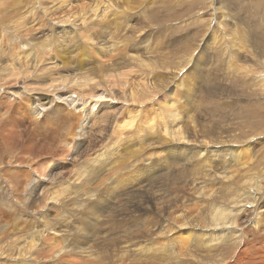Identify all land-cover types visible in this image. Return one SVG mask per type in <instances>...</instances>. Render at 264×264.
<instances>
[{"label": "rangeland", "instance_id": "1", "mask_svg": "<svg viewBox=\"0 0 264 264\" xmlns=\"http://www.w3.org/2000/svg\"><path fill=\"white\" fill-rule=\"evenodd\" d=\"M12 1L14 2L16 0H5L6 6H3L6 10L5 12L2 11L0 7V28L6 26L7 20L4 19H8V14H10L11 11L8 6ZM47 1L48 0H17L14 9H18L16 10L18 14L31 9L34 12L31 18L33 23L31 24H39V27L41 26V28H39L40 31L49 30L46 31V35L48 37L52 35L51 40L55 44V53L53 56L57 64L66 63L74 69H79L78 77H84V79L85 77H95V75L91 73L94 71L93 66L96 61L91 57L92 55L94 56V54L84 49V46H87L85 45L87 43L86 38H82L84 35L76 31L82 28L75 25L74 28L76 26L79 28L77 29L76 27L74 29L77 34L68 32L69 35H67L68 33H65L62 37L64 41L60 43L61 39L58 38L59 34L56 30L58 28H65L67 30L69 27L65 25H71V23H69L70 21L67 22L64 20L56 25L51 24L48 18L55 17L57 14L49 12L48 8L44 7L46 5L56 4V2ZM146 1L147 0H145V2ZM148 1H152L149 5V10L154 11L157 19H149L144 22L142 19L144 17L142 8L139 9L142 18L137 17L138 20H135L133 16L129 18L125 13H120L124 16V19L121 17L122 21L119 20L118 23L115 22L116 24L112 26L110 24L107 30L103 29L105 22V20H103L100 23L102 25L101 28L91 30V39L94 37L100 38L104 34V37L107 38L111 47V51H108L109 53L106 52V55H108L106 57L108 59L111 55L110 53L117 50L120 45H126L129 51H131V48L133 49L131 43L126 42L128 34L131 36V42H134V40L138 42L144 37L146 41L150 35L153 34L152 32H157V38L159 37L158 39H161V42L156 40V38H151L149 42H145L144 44L148 45L149 43V49L152 48L155 52L157 51L156 54L161 53V56L167 55L169 59H173L174 61L180 59V65L183 69L182 73L183 71L186 73L188 71L187 74L189 75V70L195 72L193 69L194 63L188 61L190 56L193 57L192 59L194 60L198 59L201 61L204 59L201 62V66H203L202 63L206 65L208 62L207 66H205L206 69H204L207 70L204 81L208 78L205 82L208 81L207 87H210L213 91L212 100L206 98L207 90L205 91V89H202V91L198 92V94H201V96L197 98L199 100H194L191 106L187 105L185 97L186 93L190 91L187 85L191 88L193 86L191 83H185V86L178 88V92L181 94L180 101L170 97L166 91L170 89L171 84L178 81L177 79L171 78L173 74L170 72H173V69L158 71L163 72L162 75L155 76L157 79L148 81L143 89L148 96H151L148 94V91L154 92L152 96H154L158 102L152 101V96L145 99L143 102H131L128 95H132V91L129 86H127V88L125 87L126 81L123 80L124 78L120 81L118 80L119 74L114 79V82L118 80L116 84L113 81L109 82L107 80L106 83L100 81L98 85L97 83L90 84L89 87L73 86L67 89V92L64 94L61 93L62 88L56 91L53 89L54 86L50 88L53 91L43 92L44 94L42 92L36 93L35 91H29L28 89L32 83H46V81L42 79L40 73L37 75L32 74L27 79H23L25 80L24 83H22L21 78L17 79L18 82H10L13 84L9 85L11 87L6 86V80H0V125L3 124L5 120L4 116L7 115L8 118L14 119V122L17 123V130L20 132L38 129L46 134L51 132L50 135L52 137L51 141L45 139L47 144L45 147L48 148V153L50 155H48L45 160L41 159L39 162V167H41L44 166L43 164L47 163L48 159L52 158L48 165L49 169H46L44 175L35 173L29 181L25 182L24 187L18 192L17 203L25 205L29 203L26 197L33 187H35L33 189L35 195L33 199L39 195L36 201L43 202L46 199L43 197V194H48V192H52V190L57 191V186H59V191L61 189L60 184L64 185L65 183H70L71 181L68 182L66 179L72 177L71 170L76 168L75 164L77 166H86L85 163H88L85 161L84 153L87 155L89 154L90 158L93 157L98 160L96 161L97 163L94 162L96 163L95 165H90L93 171L89 172L90 174H87L85 178L90 179L88 186L92 192V195H90L87 201H76L77 204H73L72 202L75 200L69 203L70 200H68V197L65 199L62 198L65 204H69L67 209L63 212L64 214L59 218V215L53 212L54 209L52 207L50 211L46 210V207H43V210L48 214V223L57 233L61 232L64 234L59 237H57V234L51 236L49 243L51 242L56 248L57 246L62 247L61 251L64 249V254L68 250H74L76 253L81 250V253L79 252L77 258L73 257L70 259V263H67L69 261L65 262L64 260H58L54 254L55 249H52L47 255V258L45 260L43 259L39 264H257L254 262L257 256H254L253 253L247 256L242 255V252L238 253L237 250L235 251L237 255L229 252V249L221 248L217 250L216 247H221L223 242L220 243L217 241V245L214 246L213 244L207 247L202 245L203 240L201 237L205 236V227L210 230L209 226L212 223L209 219L210 216H208L212 204L227 206L228 209L231 210V215L229 214L227 219L229 223L227 222V226L221 228L225 233V238L229 230L240 228L244 235L240 236L243 243L253 241V245L251 243L250 245L248 244L251 249L259 251L263 249L264 251V243L261 242V246H259L260 240L264 239V210L257 217L253 215V212L249 211L251 210L250 208H253L252 206L255 200L257 203L260 201L261 206L264 207V205H262L264 203L262 201V199L264 200V196L261 200L256 197L259 191L264 190V180L258 179V177L261 176L260 174L264 173V83L260 85V81L258 83V81L256 82L250 77L248 83L242 85L243 81H247V77L241 82V76L238 74L235 75V67L229 66L234 74L227 68V62L229 61L227 59L230 53L231 56L233 54L232 57H236V65H242V55H244L246 50L249 51L251 48H254L255 52H258L257 59L251 56L252 63L250 64L254 66L251 67L254 69L252 74L256 76H251L253 78H260L264 81V77L261 76V73L264 75V66L262 65V63H264V58L260 54L263 48L259 44L256 47L251 44V47L243 49L244 44H246L250 38L244 37L240 31L244 28H248L252 40L263 38L262 44L264 45V0ZM129 2H137L139 5L143 6L142 0H129ZM221 2L225 3L222 4L225 5L228 10L224 8L225 6L221 7ZM92 3L93 1L91 0H71V4L69 5V7H72L70 9V13H72L71 17L77 18L81 13L80 10L83 9L85 11ZM125 4L127 5V0H125ZM56 5H54V7ZM136 9H138V7H135L134 11ZM38 10H44V23L40 22L43 17H39L40 11ZM213 11L217 12V15L214 16L212 14ZM110 14V12L107 14L106 20L107 17H111ZM219 15L222 16L221 20ZM55 19L57 20L56 17ZM14 21L16 20L14 19ZM28 21L29 19L27 18L26 23ZM76 23H78V21H76ZM233 28L238 31L236 38L239 46L234 45L231 38H229V32H231ZM8 34L13 37L16 35L20 43L28 41L41 42V40H43L40 38L39 33L34 31L31 32V35L29 32L27 34L23 32L15 34L9 30L1 31L0 39L6 40ZM111 39L115 43H113ZM168 40L172 41L173 45L168 44ZM73 41L76 43L74 44ZM204 43H208L210 46L207 44L204 46ZM141 47L143 49L144 46ZM26 48L31 50L34 47L33 44H30ZM2 49L8 50V47L4 46ZM83 49L84 52H82ZM142 49H136V51L139 50L141 57H143L146 51H142ZM7 50H5V52ZM103 50L107 51L105 48H103ZM230 50H232V52ZM202 52L205 55H201ZM59 53H61V55ZM67 56L69 57V61ZM248 56L250 57V55ZM259 56L261 57L260 59ZM3 58L0 57V61H4L5 59ZM115 58L116 56H113L111 60H115ZM248 61H250V59ZM131 62L132 63L127 67L119 68V71L126 73L130 71L131 74H134L138 69V65L136 62L135 66L133 63L135 62L134 60ZM86 63L88 64L87 67L84 65ZM73 64L77 65L75 66ZM130 65L133 66L132 68L136 67V70L130 68ZM188 66L189 70L186 69ZM0 68H2L1 65ZM130 69H132V71ZM84 70L87 72H84ZM258 72L260 73L258 74ZM108 75L114 77L116 73L115 71H110ZM38 76H40L42 80L38 78ZM34 77L38 80L34 79ZM186 77L187 76H185V79ZM97 78L100 80L105 79L104 77ZM111 79L113 80V78H110V80ZM211 81L213 82L212 84H210ZM214 86L215 88H213ZM66 87L68 88L67 85ZM42 88L48 89L49 86ZM162 90L163 92L160 93ZM34 93L37 95H33ZM32 97L35 98L32 99ZM141 99L142 95L140 100ZM22 101L23 107L25 106L26 109L30 106V110L28 109L26 112L25 118L27 120L25 121H20V117L25 115V112L21 111L20 116L19 111L16 109L17 105ZM170 102H174L173 107L177 108V116L182 114L180 125L185 130V136L188 135L190 131H192L195 136L196 134L201 135L205 133L207 139L214 141L213 144L219 146L224 143L228 144V142L233 143V146L239 152L241 150V154L244 153L242 147H247L248 152L246 157H248V155L250 156V160L247 162L249 164L247 165L245 163V166L238 165L236 166L237 172H230L224 165H218L216 163L217 157H215V160L207 162L203 157H206V150H209L211 146L205 147L201 152H198L200 150L196 148L195 155L193 153L185 154L180 145H173L176 149L175 154L165 151L164 149H166V147H160V145L166 144L167 146L169 139H166L164 136L169 138V135H162V127L160 129V127L157 126V121L153 122L152 116H155V111L153 109L157 111L163 110ZM224 102H227L226 106ZM146 105L148 107H146L147 111L153 110L154 114H150L151 118L147 119L150 130L145 128L150 131V134L147 133L144 138H140L136 133L137 128L135 130V128L129 127V124L131 121H137L138 119L142 121L141 112L143 106ZM193 105L196 107L194 106L193 108ZM188 106L192 109L194 114L192 113V118L190 119L189 117V119L183 123V117L190 112V109L187 110ZM193 109H195V111ZM126 111L129 114L124 115ZM138 112L139 115H137ZM29 114L33 116L31 117ZM164 118L166 119V117H163V119ZM119 120H121L120 123H118ZM150 121L153 123H150ZM167 121L169 120L167 119ZM196 122L201 123L199 128L196 127L197 130L200 129L199 131H195V128L192 127L193 123L196 124ZM70 125L74 128L72 129ZM141 125L145 126L143 123H141ZM153 125L155 127H153ZM68 127H70V131ZM53 128L57 129L55 134H53ZM204 128H206L208 132L204 131ZM72 134H74L73 137ZM62 135L65 136L63 137ZM200 138L201 137H199L198 140H200ZM173 139L176 141V138ZM17 140L22 143L21 139L18 138ZM229 147L232 146L230 145ZM0 148L1 154L4 155L12 151L11 148L6 147L1 139ZM212 151L216 153L218 149L215 150L212 147ZM212 151L211 154L214 155ZM232 152L233 151L229 154L230 159L236 160L238 157L237 151L234 150L233 154ZM199 154L201 155L200 158L198 156ZM72 156L73 158L76 156L74 160L75 164L70 160ZM225 156L226 155L223 154L222 157ZM142 158H147L149 163L143 162ZM206 163L211 164L206 165ZM205 166H207V168H205ZM52 173L57 174L56 177H61L59 179L57 178V182L60 184L56 183V178H54L53 181L49 180V174ZM102 175L105 179L104 181L101 178ZM251 175H253L255 180H262L261 190L256 192L255 189L251 190L248 188L249 178L247 179V177L249 176L251 179ZM72 178L77 177L74 176ZM81 178L84 179V176ZM81 178L77 179L82 181ZM13 183L16 185V188H18L20 179H14ZM74 185L77 184L75 183ZM44 186L47 189H45ZM42 189H44L43 192ZM247 189L251 192L246 191ZM78 190H80V188H78ZM152 195H155L157 200L153 198ZM195 195L196 197H194ZM235 195L238 196L237 199H240V202L232 207V199L236 198ZM18 199L21 201H18ZM22 200H24V202H22ZM1 203L2 201L0 200V207ZM49 206H51V204ZM89 206H91L89 212L92 213L90 220L86 215ZM39 210H41V208ZM27 213V211L17 212L11 216V222L13 223H10V228L3 237L5 239L3 240V244L0 243V248L3 247L4 250L11 254H13V250L16 249L14 253L16 254L17 248L19 251L21 249L26 251L27 247L30 249V244L34 242H36L34 247L39 245L40 240L36 239L39 233L35 231V225H32L35 220L27 217ZM231 217L233 221L230 219ZM58 219H60L61 222H58ZM234 219H236V221ZM253 220L256 221L258 228H256V226L253 228V224H251ZM52 222H54V224H51ZM177 226H185V230H179ZM39 227L40 226L37 228ZM258 229H262V231L257 232ZM180 231L184 232L180 233ZM33 232H35V234ZM178 235L184 238L187 237L186 239L188 241L187 247L180 252L176 249L172 250V248L180 249L182 246H186V243L183 244L180 240L173 239L174 236L176 237ZM3 238H0V240ZM10 238L12 239L9 241ZM20 245H22V248L19 249V247H21ZM238 245L240 250L243 245L241 242ZM40 246L41 245H39L36 250L33 249L31 251L34 253L35 257L38 256L39 252H37V249ZM3 248H1L2 251H4ZM226 252H228L227 256H222L224 259L223 262L225 263H221L218 257H221L219 255ZM9 259L6 264H20V261H18L20 258H16L15 260ZM251 259H253L252 262L250 261ZM262 259L264 264V256ZM245 260H249L250 263Z\"/></svg>", "mask_w": 264, "mask_h": 264}, {"label": "bare ground", "instance_id": "2", "mask_svg": "<svg viewBox=\"0 0 264 264\" xmlns=\"http://www.w3.org/2000/svg\"><path fill=\"white\" fill-rule=\"evenodd\" d=\"M16 1H14V2L12 1V3L9 4L8 7H10L11 11H10V14H8L9 15L7 17L8 19H4V20H7L6 26L0 28V32L9 30V31H11L12 33H15V34H17L18 32H23L25 34H27L29 32L31 34V32L34 31V32L39 33L40 38L43 39V40L40 39L41 42H30V41H28V42L20 43L19 38L16 35L13 37V36H9V34L7 35L8 38L6 40L0 39V49H1L0 50V57L1 58L5 57V58H3V59H5L4 61H0L1 62L0 65L2 66V68H0V80H6V82H7L6 86L7 87L9 85H13L10 82H13V83L14 82H18L17 79L21 78L22 79V83H24L25 80H23V79H27L32 74L37 75V74L40 73V75L42 76V79L45 80L46 83L45 84H41V83L38 84V83H32L30 81L32 83V85H30V87L28 89L29 91H35L36 93L37 92H42V93L44 92L45 93L46 91H53L50 88L52 86H54L53 89L56 90V91L59 90V88H62V90L61 89L60 90H61V93L64 94V93L67 92V89H69V88H71L73 86L89 87L90 84L97 83V85H98V83L100 81L106 83L107 80L109 82H112V81L114 82L115 77L119 74V79L118 80L120 81V80H122L124 78L123 80L126 81L125 87L127 88V86H129L131 91H132V95H128L129 98L131 99V102L132 101L133 102H143L145 99L150 98L152 96V94L154 93L152 91H148V94L151 95V96H148L143 91V89L147 85L148 81H152L153 79H157V77H155V76L162 75L163 72H158V71H163L164 69H170V70L173 69L174 71L170 72L171 74H173V76H171V78L177 79L178 81L173 83V84H171L170 85V89L168 91H166V93L168 95H170V97H172L175 100L178 99L177 101H180L181 94L178 92V88H180L181 86H185L186 85L185 83H187V84L191 83V84H193V86L191 88L189 87V85H187V87L190 89V91L186 93V97H185V99L187 101V105L191 106L192 102L194 100H199L197 98L199 96H201V94H198V92L202 91V89H205V91L207 90L206 98L212 100V92L213 91L211 90L210 87L209 88L207 87L208 86V84H207L208 81L205 82L206 79H208V78H206L205 81H204V76L206 77V74H207V70H204V69H206L205 66H207L208 62L206 63V65H204L202 63L203 66H201V62L204 59H202L201 61L198 60V59L194 60V59H192L193 57L190 56L188 58V61L194 63L193 69L195 70V72L192 71V70H189V66H188L187 68L186 67H184V68L189 70V75L190 76L187 74L188 71H187V73L184 72V71L182 73L183 69H182V66L180 65V61H181L180 59H178V61H174L173 59H169V57L167 55L161 56V53L156 54L157 51L155 52L152 48L149 49V43H148V45L144 44L145 42H149L151 40V38H156V40L161 42V39H158L159 37L157 38V32H155V33L152 32L153 34H151L150 37L146 41H145V37H144V38H141V40L138 41V42H136V40H134V42H131L132 41L131 40V36L128 34L127 37H126V42H130L132 47H133V49L131 48V51H129V48L126 45H123V46L120 45L117 50H114L112 53H110L111 55L109 54L110 57L108 59L106 57V56H108V55H106V52H108V51L110 52L111 51V47H110V45H109V43L107 41V38L104 37V34L100 38L94 37V38L91 39V36H92L91 30H93L95 28L96 29L97 28H101L102 25L100 23L103 20H105L104 25H103V29H107L108 30L109 27H110V24L112 26V25L118 23V21L121 20V17L124 19V16L121 15L120 13H125V15L129 16V18H131L133 16V18L135 20H138L137 17L142 18V14L139 12V9L142 8V11L144 13V17L142 19H143L144 22L148 21L149 19L150 20L151 19H157V16L155 15L154 11H150L149 10V8H150L149 5H150V3H152V1H148L147 0L145 2V0H142L143 6H141L137 2L133 3L134 1L131 3V2H129V0H127V5L125 4V0H91V1H93V3L91 5H89V7L85 11L83 9H81L80 10L81 13H80V15L77 18L71 17L72 13H70V9L72 7H69V5L71 4V0H48L47 2H49V1L56 2V4L58 6L56 4H52V5H46L44 7V5H43L44 8H48L49 12H53V13L57 14L55 16L57 18V20L55 19V17L48 18V21L51 24L56 25V24H59L60 21H64V20L67 21V22L70 21L69 23H71V25L70 24L65 25V26L69 27L67 30L65 28H63V29H59L58 28L57 29L58 26L56 27V29H57L56 31L59 34L58 38L61 39L60 43H62V41H64L63 40L64 38L62 39L63 35H65V33H68V32H71L73 34V33H76V31H77L78 33L84 35V36H82V38L83 37L86 38V42L87 43L86 44L84 43V44L87 45V46H84V49L85 50L87 49L89 52L94 54V56L92 55L91 57H93V60L95 59L96 61L94 62L95 65L93 66L94 71L91 72V73H93L95 75V77H85V79H84V77H78V70L79 69H74V68H72V66L70 67V65H68L66 63L65 64L61 63L59 65V64H57L55 62V59H54L55 57L53 56V54L55 53V50H54V45L55 44L51 40L52 35H51V37H48L46 35V31H49V30L40 31L39 28H41V26L39 27V24H37V25L36 24H31V23H33V20H31V18L33 17V13H34L31 9L24 11V13L22 12L21 14H18L16 12V10H18V9L17 8L14 9ZM225 1H227V0H225ZM222 3H224V2L220 3L221 7L225 6ZM54 5H56V6L54 7ZM3 6H6L5 0H0L1 10L5 12L6 10L4 9ZM134 6L138 7V9H136L135 11H134V9H135ZM224 8H226V6ZM38 11H40V10H38ZM109 12L111 13L110 14L111 17H109V18L107 17V20H106V16H107V14H109ZM212 14L215 16V15H217V12L213 11ZM39 17H43V19H41L40 22L44 23V19H45L44 10L39 12ZM27 18L29 19V21L26 23ZM219 18L221 20L222 16L219 15ZM14 19L16 21H14ZM76 21H78V23H76ZM75 25H78L79 28L81 27L82 29L75 31L74 29L77 27L76 26L74 28ZM228 26H229V24H228ZM79 28L77 27V29H79ZM229 29H230V27H229ZM240 31H241V33H242V35L244 37L246 36V38L247 37L250 38V40L247 41L246 44H244L243 49L251 47V44L254 45V47H256L259 44L263 48V51H261L260 54L264 58V45L262 44V39L263 38L262 39H258V40H252V38L250 36V33H249L250 30H248V28H244V29H242ZM237 32L238 31L235 30V28H233L232 31L229 32V34H230L229 38H231V41H232V43L234 45L239 46L238 40L236 38ZM67 35H69V33ZM158 36H159V33H158ZM79 37H80V35H79ZM3 38H4V36H3ZM73 39H75V38H73ZM211 39H212V37H211ZM77 40H76V42H77ZM25 41H27V40H25ZM31 41H33V40H31ZM76 42H74V44ZM112 42L115 43L113 40H112ZM139 42H140V44H139ZM204 42H206V41H204ZM60 43H59V45H60ZM162 43H163V41H162ZM167 43L170 44V45H173V42L170 41V40H168ZM30 44H33V47H34L31 50L26 48ZM204 44H205L204 46H206V44L208 45V43H204ZM104 45H106V46H104ZM4 46H7L8 50L7 49H2V47H4ZM141 46H144L143 49H142ZM208 46H210V45H208ZM103 48H105L107 51L103 50ZM137 48H139L140 50L142 49V51L146 50L144 52L143 57H141V55L139 54V50L136 51ZM84 49H83L82 52H84ZM5 50H7V51L5 52ZM217 50H219V49H217ZM217 50H215V51H217ZM230 51L232 52V50H230ZM249 51L246 50L244 55H242V61H243L242 65H236V63H235L236 57H232L233 54L231 56V53H230V55H229V57L227 59V60H229L227 62V64H228L227 68L231 71L229 66L231 65V66L235 67V71H236L235 75L238 74L239 76H241L240 77L241 78V80H240L241 82L246 79L245 77H247V81H243L242 85H244L245 83H248V81L250 80V77H251V79H254V81H256V82L258 81V83L260 81V85H263L264 81L262 79L253 78L251 76V75H254V74H252L254 69L251 68V67H254V66L252 64H250V63H252L251 62V56L253 58L257 59V53L258 52H255L254 48H251ZM61 53H59V54L61 55ZM202 54H204V53L202 52L201 55ZM198 55H200V54H198ZM248 55H250V57ZM88 56H89V54H88ZM113 56H116L115 60H111V58ZM234 56H236V55H234ZM260 58L261 57L259 56V59ZM249 59H250V61H248ZM82 60H84V59H82ZM132 60L135 61V62H133L134 64L137 62V65H138L137 66V68H138L137 71L134 72V74L136 73L135 75L133 73L131 74L130 71H129V73L128 72L126 73V72L119 71V68L127 67L129 64H131ZM68 61H69V57H68ZM59 62H60V60H59ZM73 65H75V64H73ZM84 65H86V67L88 66L87 63L84 64ZM262 65L264 66V63H262ZM135 66H136V64H135ZM132 67L133 66H131L130 68H132ZM135 68L136 67H134L132 69L136 70ZM80 69H81V67H80ZM132 69H130V70L132 71ZM110 71H115L116 75L114 77H110L108 75ZM84 72H87V71L84 70ZM231 72L233 73V71H231ZM243 72L245 73V75H244ZM255 73H256V71H255ZM259 73L260 72H258V74ZM35 75H33V76H35ZM185 76H187L186 79H185ZM254 76H256V75H254ZM261 76L264 77V75H262V73H261ZM97 77H100V78L104 77L105 79L100 80ZM134 77H136V78H134ZM257 77H259V76H257ZM38 78H40V76H38ZM110 78H113V80L112 79L110 80ZM34 79H36V78L34 77ZM135 79H137V80H135ZM28 80H30V79H28ZM36 80H38V79H36ZM36 80H34V81H36ZM118 80H116V82H118ZM116 82H114V83L116 84ZM212 83L213 82L211 81L210 84H212ZM28 84H30V83H28ZM66 85L68 86V88L66 87ZM47 86H49L48 89L42 88V87H47ZM9 87H11V86H9ZM108 87H109V85H108ZM24 88H27V87H24ZM213 88H215V86ZM162 92H163V90L160 91V93H162ZM36 93H34L33 95H35ZM200 93H202V92H200ZM141 95H142V99L140 100ZM33 98H35V97H32V99ZM204 100H205V98H204ZM23 101L19 105H17V103H16V105H17L16 109L19 111V115L21 116V114H20L21 111L25 112V115L20 117V121L27 120L25 118L26 117V112L30 108L29 105H28L29 107H27V109H26L25 106H24L25 107L24 108L23 104H22ZM152 101L158 102L157 99L154 96H152ZM173 103L174 102H170L168 105L166 104L167 107H164L163 110L157 111V110L153 109L155 111V116H152L153 117V122L157 121L156 122V124H158L157 126H159L160 129L162 127L161 131H162V135L163 136H164V134L165 135H169V138L167 136H164L166 139H169V142L167 143V146H166V144L165 145L162 144V145H160V147H166V149H164L165 151H167V152L169 151L170 153L175 154V152H176L175 150L176 149H175V147L173 145H180V146H182L183 152H185V154L186 153H188V154L189 153L190 154L193 153L195 155L196 148L200 150L198 152H201V151H203L205 149V147L211 146V148L209 150H206L207 152L205 151L206 154L205 153L204 154H205L206 157H203V158H205L206 161L209 162V161L215 160L216 159L215 157H217L216 163L218 165L219 164L224 165V167L228 168L230 172H237L236 166H238V165H244L245 163L247 165L249 164L247 162H248V160H250V156L248 155V157H246L247 152H248L247 151L248 150L247 147L246 148L242 147V150L244 152V153H242L244 155H242L240 153L241 150L239 152L233 146L234 145L233 143H229L228 142V144H225V143L221 144L223 147L221 145H219V146L215 145V144H213V142H214L213 140L207 139V137H205V133H203L201 135L200 134L199 135L196 134V136H195V135H193L192 131H190L189 134L185 136V130L180 125V123H181L180 119H182V114L177 116V114H178L177 108L173 107L174 106ZM224 103H226V104H224L226 106L227 102H224ZM195 104H196V102H195ZM189 106H188L187 110L190 109ZM194 106L195 105H193V108H194ZM221 106H223V105H221ZM146 107H147V105L143 106V108H142V112H141V117L143 118L142 121L138 119L137 121H131L130 124H129V127L135 128V130L137 128V132L136 133H137L138 137L140 136V138H144V136L147 133L150 134V131H148V130H150V128L148 126L147 119L151 118L150 114L152 115L153 110L147 111L148 107L147 108ZM193 110L195 111V109H193ZM189 111L190 112L183 117V119H184L183 123L185 121H187V119H189V117H190V119L192 118L191 117L192 113H193L192 109H190ZM185 113H186V111H185ZM125 114H129V113L126 111L124 113V115ZM29 115L31 117L33 116L32 114H29ZM137 115H139V112L137 113ZM54 116H56V115H54ZM163 117H166V119L164 118L165 119L164 120ZM4 118H5V120H4L3 124L0 125V139H1L2 142H4L6 147L11 148L12 151L10 153L4 155V154H1V148H0V176H1V178H0V200L2 201L1 207H0V222H1L0 223L1 224L0 225V238H3L7 234L8 229L10 228L9 227L10 223H13V222H11L12 221L11 216L14 215L17 212L19 213V212L27 211L28 213H27L26 216L31 218V219H33V220H35L32 223V225H35V231H37V233H39V234L36 233L38 235V238H36V239L40 240L39 245H41V246L37 249L38 250L37 252H39L37 257H35L34 253L31 252L33 249L36 250V248L39 246V245H37L36 247H34L36 242H34L33 244H30L31 248L28 249V247H27L26 251L24 249H21L19 251L17 246H16V248H17L16 254H14L16 249L15 250L12 249L14 252H13V254H11L8 251L4 250L3 247H1V248H3L4 251H2L1 248H0V264H6V262L8 261L9 258H10L9 260H11V259L15 260L16 258H18V259L20 258L18 260V261H20V264H33V263H35V264L38 263L39 264L41 261H43V259L45 260L47 258V255L51 252L52 249H55V253L54 254L56 255L58 260H60V261L64 260L65 262L69 261L67 263H70V259L73 258V257L77 258V254L81 250L78 251L77 253L74 250H70V251L68 250L64 254V249H63V251H61L62 247H58L57 246V248H59V249H57L55 246H53V244L51 242H50L51 244L49 243V239L51 238V236H55L57 234L58 235L57 237H59V236H63L64 234L61 233V232L57 233V231L48 223V221H47L48 220V214H46L45 210H43L44 209L43 207H46V210H49V211H50V208L52 207L54 209L53 212H55L56 215H59L58 216V218H59L62 214H64L63 212L67 209L68 204L71 203L73 200H75V201L72 202L73 204H77V202L81 201V200L87 201V199L90 198V195H92V192L89 189L90 187L88 186L89 185L88 183H89L90 179H85V178H86L87 174H90L89 172L93 171L92 168L90 167V165L91 166L95 165L97 163L96 161H98V160L93 158V157L90 158L89 157L90 155L89 154L87 155L86 153H84L85 152L84 151L83 153L85 154L84 155L85 156V161L88 162V163H85V161H84L86 166H81V165L77 166L75 164V161H74L76 156L73 158V156H74L73 155L70 160H72V162L75 164L76 168H74V170H71L72 177L75 176L77 178H81L82 176H84V179L81 178L82 181H79V179H77V178L64 177V178H67L66 181H68V182L71 181V182L70 183H65L64 185H62V184L57 182V178L59 179L61 177H59V176L56 177L57 174H54V173L49 174V180L53 181L54 178H56L55 181H56V183L60 184V188L61 189L58 191L59 186H57V191L58 192L56 190H54V191L52 190V192H48V194H45V195L43 194V197L46 198V199L43 202L42 201L38 202L36 200L38 199L37 197L39 195H37L35 197V199H33L34 196H35L34 193H33V189L35 187H33V189L29 191V194L26 197L27 200L29 201V203H26V205L25 204H19L16 201L17 200V195H18V192L24 187L25 182L29 181L31 179V177L35 173H37L39 175H44L45 174L44 172L48 168V165H49V163H50L52 158L48 159L49 161L47 160V163H45V162H44L45 164L42 163L44 166H41V167H39V165H40L39 162H40L41 159L45 160V158H47V156L50 155L48 153V148L45 147V145H47L46 142H45V139L51 141L52 137L50 135L51 132L46 134L43 131H40L38 129L33 130V131L25 130L24 132H20V131L17 130V123L14 122L13 118L10 119V118H8L7 115H5ZM167 119L169 121H167ZM53 122H54V120H53ZM120 122H121V120L118 121V123H120ZM153 122L150 121V123H153ZM141 123H143L145 126H142ZM200 124L201 123H197V122H196V124L193 123L192 127L195 128V131H199L200 130V129L199 130L196 129V127L199 128ZM44 126H47V125H44ZM118 126H119V124H118ZM71 127H72V129L74 128L73 126H71ZM153 127H155V126L153 125ZM69 128L70 127H68V130H69ZM145 128H147L148 130L145 129ZM64 129H65V127H64ZM204 129H203L204 131L208 132L206 130V128H204ZM56 130L57 129L53 128V130H52L53 134H55ZM144 130H146V131H144ZM71 133H73V132H71ZM156 133H157V131H156ZM198 133H202V132H198ZM74 134H72V137L74 136ZM62 136L64 137L65 135H62ZM66 137H68V136H66ZM159 137H162V136H159ZM199 137H201L200 140H198ZM18 138L21 139L22 143L18 142V140H17ZM173 138H176V141ZM67 144H69V143H67ZM230 145L232 147H229ZM212 147L215 150L218 149V151L217 152L215 151L216 153H213L214 151H212ZM238 148H239V146H238ZM164 150H162V151H164ZM234 150L237 151L238 157H237L236 160H231L229 154H230L231 151H233L232 152V154H233ZM162 151H159V152H162ZM211 151H212V153L214 155L211 154ZM222 153L225 154L226 156L222 157L223 156ZM198 156H199V158L201 157L200 154ZM202 156H203V154H202ZM142 160H143V162L149 163L147 158H142ZM94 162H96V163H94ZM210 164L211 163H206V165H210ZM205 168H207V166H205ZM95 172H93V173H95ZM260 175L261 176H259L258 179L264 180V173L260 174ZM251 176H252L251 179H250L249 176L247 177V179L249 178L248 179V182H249L248 188L251 189V190L255 189L256 192L258 190H261L262 189V185H261V181L262 180H260V181L258 179L255 180L253 175H251ZM18 178L20 179V184H19V187L16 188V185L13 183V180L14 179L17 180ZM101 178L103 179V181L105 180L103 175H102ZM75 183L77 185H74ZM45 186H47V185H45ZM74 188H75L76 191L74 190ZM78 188H80V190H78ZM45 189H47V188L45 187ZM43 190L44 189H42V192H43ZM246 191H250V190L247 189ZM152 196H153V198L156 199L155 195H152ZM251 196H253V195H251ZM263 196H264V190L259 191V194L256 197L261 200V198H263ZM66 197H68L69 198L68 200H70L69 203H67V204H65L64 200H62V198L65 199ZM194 197H196V195ZM237 197L238 196H236L235 199L234 198L232 199V207H233V205L235 206V205H237L240 202V199H237ZM24 200H25V198H24ZM24 200H22V202H24ZM18 201H21V200L18 199ZM262 201L264 202L263 199H262ZM252 202H253V200H252ZM41 203H42V205H41ZM50 204H51V206H49ZM156 205H159V204H156ZM262 205H264V203ZM80 206H82V205H80ZM187 206H189V205H187ZM252 207L253 208H250L251 210H249V211L253 212V215H255L256 217L259 214H261V212H263V210H264V207L261 206L260 201L257 203L256 200H255V202H254ZM40 208H41V210H39ZM90 209H91V206H89L87 208V214H86L87 218L89 220L91 219V214H92L91 212H89ZM191 211H194V210H191ZM207 212H208V210H207ZM229 214L231 215V210L228 209L227 206H223V205L221 206V205H217V204H212V208L208 212V216H210L209 219L212 222L210 224V226H209L211 231L205 227V229H206L205 236L201 237V239L203 240V242L201 241L202 245L207 247V246H211L212 244H213V246L217 245V241L220 242V243L223 242L221 247L220 246L216 247L217 250H219L221 248L222 249H229V252H231V253H235V251L237 250L238 253L242 252V255H247V256L252 255V253H253L254 256H257V258L255 259L254 262L257 263V264H263V259H262V257L264 256L263 249L260 250V251L251 249L250 246H248V244L249 245H250V243L252 244L253 241H249L248 242V240H247L248 243H246V242L243 243L242 238L240 236L241 235L244 236V235L242 234V230L240 228H237V229L234 228V230H229V233H228L227 237L225 238V233H224V231L221 228L223 226H225V227L227 226V222L229 221V220H227L228 217H229ZM53 218H54V216H53ZM55 218H56V216H55ZM63 218H64V216H63ZM78 219H80V218H78ZM230 219L232 220V217ZM58 220H57L58 222H61L60 219H58ZM234 220L236 221V219H234ZM54 222H52L51 224H54ZM251 224H253L252 225L253 228H255V226H256V228H258L257 225H256L257 223H256L255 220H253L251 222ZM38 226H40V227L37 228ZM235 226H233V227H235ZM177 228L179 230H182V229L185 228V226L184 227L177 226ZM260 231H262V229H258L257 230V232H260ZM181 232H184V231H180V233ZM33 233L35 234V232H33ZM180 233H178V234H180ZM200 233H201V231H200ZM88 234H90V233H88ZM180 235H183V234H180ZM180 235H178L176 237L174 236V238L172 236L173 239L180 240L183 244L186 243V246H182L180 249L172 248V250L176 249L177 251L179 250V252L184 250L187 247V242H188L187 239H186L187 238L186 236H185L186 238H184V237H181ZM22 237H24V236H22ZM249 238H251V237H249ZM4 239L5 238L0 240V243L3 244V240ZM11 239L12 238H10L9 241ZM23 239H25V238H23ZM44 239H46V240H44ZM219 239H221V240H219ZM9 241H8V243H9ZM109 241H107V242H109ZM239 241L243 245V246L240 245L241 246L240 250H239V247H238L239 246L238 244L240 243ZM261 242L264 243V239L260 240L259 246H261L260 245ZM29 243H31V242H29ZM37 244H38V241H37ZM20 246L21 247L18 246L19 249L22 248V245H20ZM5 249H6V246H5ZM254 249H256V248H254ZM109 251H110V249H109ZM237 252L235 253L236 255H237ZM227 253L228 252L219 255L221 257H218V260L221 263H225V262H223L224 259H223L222 256H224V255L227 256ZM232 256H233V254H232ZM81 257L83 258L82 255H81ZM244 259H245V257H244ZM140 260H142V259H140ZM252 260L253 259H251L250 261L252 262ZM187 261H188V259H187ZM246 262H249V260L246 261ZM148 263H150V262H148ZM238 264H240V263H238Z\"/></svg>", "mask_w": 264, "mask_h": 264}]
</instances>
